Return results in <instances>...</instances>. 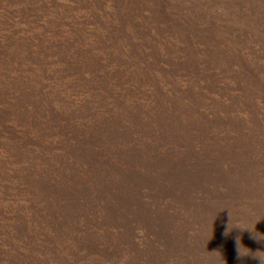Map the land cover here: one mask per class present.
I'll return each mask as SVG.
<instances>
[{
	"label": "rangeland",
	"instance_id": "1",
	"mask_svg": "<svg viewBox=\"0 0 264 264\" xmlns=\"http://www.w3.org/2000/svg\"><path fill=\"white\" fill-rule=\"evenodd\" d=\"M0 264H264V0H0Z\"/></svg>",
	"mask_w": 264,
	"mask_h": 264
}]
</instances>
